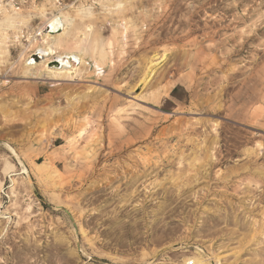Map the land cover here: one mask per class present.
I'll use <instances>...</instances> for the list:
<instances>
[{
  "label": "rangeland",
  "instance_id": "374dc122",
  "mask_svg": "<svg viewBox=\"0 0 264 264\" xmlns=\"http://www.w3.org/2000/svg\"><path fill=\"white\" fill-rule=\"evenodd\" d=\"M195 254L264 264V0H0V264Z\"/></svg>",
  "mask_w": 264,
  "mask_h": 264
},
{
  "label": "bare ground",
  "instance_id": "6f19581e",
  "mask_svg": "<svg viewBox=\"0 0 264 264\" xmlns=\"http://www.w3.org/2000/svg\"><path fill=\"white\" fill-rule=\"evenodd\" d=\"M46 26H47V28H48V30H49V34H51V33H56V32H58V31H64V27L66 26L65 24H66V20H65V18L64 17H50L49 19H48V21L46 22ZM46 28V29H47ZM65 28H67V27H65ZM67 30V29H66ZM65 30V31H66ZM65 33H67V32H65ZM53 35V34H52ZM57 35V34H56ZM62 36V34H60V35H57V41L56 42H54V44L53 45H56V46H54V47H57V45H58V42L61 40L60 39V37ZM64 36V35H63ZM67 36V35H66ZM43 38H44V36H42ZM46 37V36H45ZM65 37V36H64ZM63 37V38H64ZM82 37V36H81ZM95 37V36H94ZM159 37V36H158ZM56 38V37H55ZM62 38V37H61ZM67 38H69V37H67ZM74 38V37H73ZM47 39V38H46ZM54 39V38H53ZM75 39V38H74ZM45 40V39H44ZM76 40H78V39H76ZM75 40V41H76ZM67 41V40H66ZM89 41V40H88ZM91 41V40H90ZM96 41H97V39H96ZM95 41V42H96ZM94 41H92V46L91 47H93V49H94V47H95V45H94V43H95ZM51 43V42H50ZM76 43H79V41L78 42H76ZM81 43V42H80ZM89 43V42H88ZM61 44V43H60ZM66 44V43H65ZM72 44V43H71ZM75 45V44H74ZM86 45H87V43H86ZM90 45V44H89ZM50 46V45H49ZM52 46V45H51ZM61 46H63V44L61 45ZM45 47H47V46H45ZM81 47V46H80ZM83 47V46H82ZM84 47H85V45H84ZM86 47H88V46H86ZM72 48V47H71ZM76 49H80V48H78V47H75ZM38 49V48H37ZM73 49V48H72ZM86 50H87V48H85ZM83 50V52H85V53H87L86 51H84V48L83 49H80V51H82ZM91 50V49H90ZM51 51H52V49H51V47H48V48H41V49H39L38 50V53L39 54H44V55H46V54H50L51 53ZM36 53H37V51H35ZM53 52V51H52ZM54 53V52H53ZM81 53V52H80ZM79 53V54H80ZM38 54V55H39ZM60 55H62V54H60ZM50 56V55H49ZM46 57V56H45ZM56 57H58V56H56ZM54 58L55 60L57 59L58 60V65L59 66H61V67H63V66H65V65H69V63L71 62V63H77V62H80L81 61V58H80V56L77 54V53H72V51L70 50L69 51V53L68 54H66V57H64V58H62V57H58V58ZM51 61V60H50ZM52 61H54V60H52ZM83 61V60H82ZM70 63V64H71ZM72 65V64H71ZM70 65V66H71ZM196 255V254H195ZM193 264H204L199 258H198V256L196 255L193 259ZM191 260V261H192ZM190 262V261H189ZM189 262H188V260H185L184 261V264H189Z\"/></svg>",
  "mask_w": 264,
  "mask_h": 264
},
{
  "label": "built area",
  "instance_id": "2783aa9c",
  "mask_svg": "<svg viewBox=\"0 0 264 264\" xmlns=\"http://www.w3.org/2000/svg\"><path fill=\"white\" fill-rule=\"evenodd\" d=\"M189 264H193L192 261H190Z\"/></svg>",
  "mask_w": 264,
  "mask_h": 264
}]
</instances>
